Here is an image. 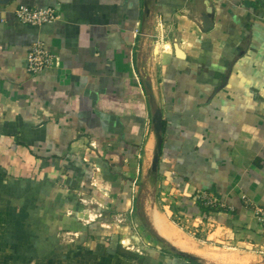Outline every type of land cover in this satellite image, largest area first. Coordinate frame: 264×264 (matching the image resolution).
Masks as SVG:
<instances>
[{"label":"crops","instance_id":"crops-1","mask_svg":"<svg viewBox=\"0 0 264 264\" xmlns=\"http://www.w3.org/2000/svg\"><path fill=\"white\" fill-rule=\"evenodd\" d=\"M19 6L59 19L22 24ZM144 18V0L0 6V264H139L125 244L141 215L149 236L187 254L158 226L207 224L205 240L264 253L245 204L264 207V0H154ZM36 42L53 61L32 75ZM200 194L227 209L205 213ZM143 242L142 264H194Z\"/></svg>","mask_w":264,"mask_h":264},{"label":"rangeland","instance_id":"rangeland-1","mask_svg":"<svg viewBox=\"0 0 264 264\" xmlns=\"http://www.w3.org/2000/svg\"><path fill=\"white\" fill-rule=\"evenodd\" d=\"M166 222L168 224V227L171 228L173 233H175V236L177 235L176 237L179 238V240H181L184 244L188 245V247L190 246L191 250L193 251L191 255H194L196 256V258H198L196 264H213L214 262H212V259H217L218 261L223 259L222 261L226 262V264H240L241 263L240 261L242 260L244 262L249 261L248 264H264V253L261 252V249L259 247L255 248L253 246H249V245L243 246L241 244L236 245L235 242L233 243L230 242L226 244V243H215L213 241L205 240V238L202 237L204 236L205 232L213 233V230L216 229L215 227L213 228L212 226H208L207 224L202 225L201 223H198L196 229L197 230L205 229V232L195 231L194 235H191L188 231L183 230L184 228H181L184 226H182V223H179L178 219L172 217L170 220H166ZM126 223L127 225L132 226L133 231H137V234L140 233L137 236V239L131 241L132 245H130V241H126L125 244L126 249L128 246V248H132L133 252H137L136 256H138L139 264H142L145 261L147 254H149L150 249H152V246L148 245L147 243L151 244L152 242H155L161 248L162 253L164 254L171 253L170 248L173 245L167 243L166 241L164 243L157 242L154 236L152 237L149 236L151 232L150 230L147 229L149 228L147 220L144 217H142V215L139 216L137 219H135V221L133 220L132 222V220H128ZM143 224H145L147 228H144ZM138 230H140L139 233ZM139 236L142 238V240L138 238ZM143 238H146L147 248L145 247ZM250 257L253 258L251 259Z\"/></svg>","mask_w":264,"mask_h":264},{"label":"built area","instance_id":"built-area-1","mask_svg":"<svg viewBox=\"0 0 264 264\" xmlns=\"http://www.w3.org/2000/svg\"><path fill=\"white\" fill-rule=\"evenodd\" d=\"M15 13L19 22L26 25H49L59 19L58 11L52 8L43 9L36 6H19ZM27 60L29 73L36 75L42 73L51 65L53 56L46 49L44 43L36 42L29 47ZM199 198L203 203L202 205L210 208V212L212 213L227 209L216 197L209 194H200ZM245 204L252 210L256 222L264 228V207L255 206L249 201H245ZM231 211L233 210L231 209ZM203 218L208 217L205 215Z\"/></svg>","mask_w":264,"mask_h":264},{"label":"water","instance_id":"water-1","mask_svg":"<svg viewBox=\"0 0 264 264\" xmlns=\"http://www.w3.org/2000/svg\"><path fill=\"white\" fill-rule=\"evenodd\" d=\"M13 0H0V6H6L9 3H11ZM154 4V0H144V24L146 26L147 21L150 19L151 15V8ZM212 13L208 11L206 14L203 15L202 21L203 26L206 30L209 29L210 26H212ZM147 27V26H146ZM153 128H154V135L156 139V145L154 149V157L152 162V167L149 171V178L150 183L154 186L156 184L157 175H158V165H159V156L162 149V131H163V122H162V111L160 108H157L155 110V113L153 115ZM171 250L177 252L180 256L186 257L192 261L197 262L198 258L196 256L187 254L184 252H181L177 250L174 246H171Z\"/></svg>","mask_w":264,"mask_h":264},{"label":"bare ground","instance_id":"bare-ground-1","mask_svg":"<svg viewBox=\"0 0 264 264\" xmlns=\"http://www.w3.org/2000/svg\"><path fill=\"white\" fill-rule=\"evenodd\" d=\"M155 218V217H154ZM153 218V219H154ZM157 219V218H156ZM155 219V220H156ZM159 220H161V218H159ZM158 220V221H159ZM161 223V222H160ZM162 224V223H161ZM164 224V223H163ZM159 227V230L164 234V236H167L168 238H170L173 242H174V244H176L178 247H179V249L180 250H182V251H185V252H187V251H190V252H192L193 253V251L191 250V248H190V246L188 247V245H186V244H184L181 240H179V238H177L176 236H175V233H173L172 231H170V229H165L164 227H161V226H158ZM125 241V240H124ZM199 255V254H198ZM233 256H235V255H233ZM241 256V255H240ZM247 256V255H246ZM224 257V256H223ZM228 257V256H227ZM214 258V257H213ZM229 258V257H228ZM242 258V257H241ZM244 258V257H243ZM249 258V257H248ZM251 259L253 258V257H250ZM226 259V258H225ZM215 260V261H214ZM212 259V262H214L213 264H226V262H224V261H222V260H220L219 262H218V260L217 259ZM228 260V259H227ZM227 260H225V261H227ZM230 260V259H229ZM239 260V259H238ZM231 261V260H230ZM247 261V260H246ZM216 262H218V263H216ZM233 262V261H232ZM241 262V261H240ZM244 262V261H243ZM249 262V261H248ZM248 262H246L245 264H248ZM229 263V262H228ZM240 264H242V262L240 263Z\"/></svg>","mask_w":264,"mask_h":264},{"label":"trees","instance_id":"trees-1","mask_svg":"<svg viewBox=\"0 0 264 264\" xmlns=\"http://www.w3.org/2000/svg\"><path fill=\"white\" fill-rule=\"evenodd\" d=\"M211 210H210V208H206V207H204V212L205 213H209ZM160 242H162V243H164L163 242V240H161V239H158ZM177 253V252H176ZM179 258H183V259H185V260H187V261H189V262H191V263H197V262H195V261H192V260H190V259H188V258H186V257H183V256H180L178 253L176 254Z\"/></svg>","mask_w":264,"mask_h":264}]
</instances>
